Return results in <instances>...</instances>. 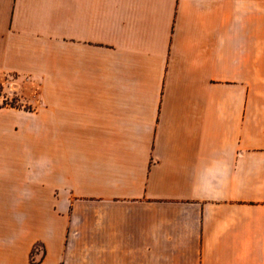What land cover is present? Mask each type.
<instances>
[{
  "label": "crops",
  "instance_id": "crops-1",
  "mask_svg": "<svg viewBox=\"0 0 264 264\" xmlns=\"http://www.w3.org/2000/svg\"><path fill=\"white\" fill-rule=\"evenodd\" d=\"M0 264H264V0H0Z\"/></svg>",
  "mask_w": 264,
  "mask_h": 264
},
{
  "label": "rangeland",
  "instance_id": "rangeland-1",
  "mask_svg": "<svg viewBox=\"0 0 264 264\" xmlns=\"http://www.w3.org/2000/svg\"><path fill=\"white\" fill-rule=\"evenodd\" d=\"M6 98V101L4 99ZM3 102H9L11 105L14 106H23V102L20 100L18 95H13L9 91L3 90V88L0 87V101ZM4 104V103H3ZM0 104V105H3Z\"/></svg>",
  "mask_w": 264,
  "mask_h": 264
},
{
  "label": "built area",
  "instance_id": "built-area-1",
  "mask_svg": "<svg viewBox=\"0 0 264 264\" xmlns=\"http://www.w3.org/2000/svg\"><path fill=\"white\" fill-rule=\"evenodd\" d=\"M4 101H6V98L4 99ZM0 104H3V105H0V106L11 105L9 102H3V100L0 101Z\"/></svg>",
  "mask_w": 264,
  "mask_h": 264
},
{
  "label": "trees",
  "instance_id": "trees-1",
  "mask_svg": "<svg viewBox=\"0 0 264 264\" xmlns=\"http://www.w3.org/2000/svg\"><path fill=\"white\" fill-rule=\"evenodd\" d=\"M0 107H2V106H0Z\"/></svg>",
  "mask_w": 264,
  "mask_h": 264
}]
</instances>
